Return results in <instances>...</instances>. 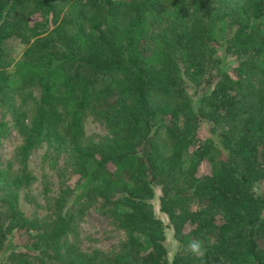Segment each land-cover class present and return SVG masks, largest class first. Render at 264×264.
Masks as SVG:
<instances>
[{
	"label": "trees",
	"instance_id": "trees-1",
	"mask_svg": "<svg viewBox=\"0 0 264 264\" xmlns=\"http://www.w3.org/2000/svg\"><path fill=\"white\" fill-rule=\"evenodd\" d=\"M187 83L212 87L195 104ZM0 110V141L21 137L0 160V264H167V227L202 240L207 264H264V0H0ZM88 115L106 137L85 139ZM42 145L68 153L75 182L27 216ZM89 206L125 232L116 251L79 247Z\"/></svg>",
	"mask_w": 264,
	"mask_h": 264
},
{
	"label": "rangeland",
	"instance_id": "rangeland-1",
	"mask_svg": "<svg viewBox=\"0 0 264 264\" xmlns=\"http://www.w3.org/2000/svg\"><path fill=\"white\" fill-rule=\"evenodd\" d=\"M7 47L11 52L12 57L19 56L22 46L18 40H10L7 42ZM216 58L220 60V66L233 76L232 68L237 66L235 58L225 52L224 47L217 48ZM206 87L202 91V87H197L191 83H187V92L192 97L193 101L199 100L202 92H209ZM0 110V118H1ZM6 120L9 119L7 115ZM84 137L87 140L99 141L107 136V131L99 120L94 116L88 115L83 122ZM211 124L202 122L199 130L205 136H209ZM21 143V137L18 133L11 129L6 137L0 141V160L2 164L14 160V152ZM27 171L33 176L34 180L31 186L20 193L19 206L27 216H42L47 212L46 197H54L64 190L66 186L72 187L75 182V176L69 165V156L67 152L58 151L53 148H48L42 145L32 151L27 162ZM17 168L18 164L14 163ZM209 167L203 164L200 168V173H208ZM47 188V192L45 191ZM264 188V182L255 185L257 192H261ZM25 195H28L25 198ZM161 195L160 187L154 188V195L149 201L151 204L154 216L159 218L166 226L169 220L166 215L159 211V197ZM195 207V206H194ZM167 260L170 264L173 258L171 249L177 243L174 239L173 230L171 227L165 229ZM125 239V232L113 224L106 216L97 212L95 206H89L84 214V217L78 223V244L83 251L98 250L102 252L116 251L120 241Z\"/></svg>",
	"mask_w": 264,
	"mask_h": 264
},
{
	"label": "clouds",
	"instance_id": "clouds-1",
	"mask_svg": "<svg viewBox=\"0 0 264 264\" xmlns=\"http://www.w3.org/2000/svg\"><path fill=\"white\" fill-rule=\"evenodd\" d=\"M173 255L180 254L181 252L189 254L195 260L199 261V264H207V248L204 242L199 238H191L187 243L180 244L177 242L171 249Z\"/></svg>",
	"mask_w": 264,
	"mask_h": 264
}]
</instances>
